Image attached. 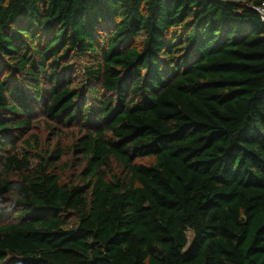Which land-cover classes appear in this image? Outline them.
Wrapping results in <instances>:
<instances>
[{
	"label": "trees",
	"instance_id": "16d2710c",
	"mask_svg": "<svg viewBox=\"0 0 264 264\" xmlns=\"http://www.w3.org/2000/svg\"><path fill=\"white\" fill-rule=\"evenodd\" d=\"M38 103L62 125L100 112L84 177L17 153ZM0 156V264H264V22L217 0H0Z\"/></svg>",
	"mask_w": 264,
	"mask_h": 264
},
{
	"label": "rangeland",
	"instance_id": "374dc122",
	"mask_svg": "<svg viewBox=\"0 0 264 264\" xmlns=\"http://www.w3.org/2000/svg\"><path fill=\"white\" fill-rule=\"evenodd\" d=\"M74 64L77 83L83 80L85 66L88 61L83 58L77 59ZM98 87L100 88V86ZM93 101L91 102L93 103ZM43 104L45 105V102ZM94 105L97 107L96 103ZM99 114V111L94 113L89 122H83L84 116L81 115L68 125H62L50 120L44 115L41 105L39 103L35 104L30 116L31 127L29 131L14 138V142L17 145L16 151L21 154H29L34 163L58 154L57 157L49 162H52V165L55 166V171L59 174L62 182H71L77 178L84 177L83 171L87 167L88 161L76 150L75 144L86 135L87 131H91L99 125ZM29 136L30 142L27 144L24 139ZM152 160V157L147 156L138 158L136 162L149 163ZM1 163L2 157L0 156V166ZM106 168H108L110 174L120 175L123 172L122 167L113 160L110 161L109 167L106 166ZM76 220V217L71 216V223ZM186 235L188 241L191 242L193 238L192 231L188 230Z\"/></svg>",
	"mask_w": 264,
	"mask_h": 264
},
{
	"label": "built area",
	"instance_id": "2783aa9c",
	"mask_svg": "<svg viewBox=\"0 0 264 264\" xmlns=\"http://www.w3.org/2000/svg\"><path fill=\"white\" fill-rule=\"evenodd\" d=\"M219 2H228V3H243L247 4V6L251 7L255 11H257L260 15L261 20L264 22V0L261 1L260 3H252L248 0H217Z\"/></svg>",
	"mask_w": 264,
	"mask_h": 264
}]
</instances>
